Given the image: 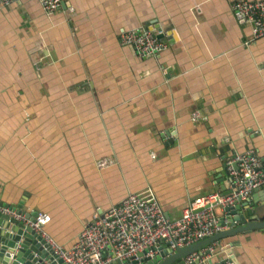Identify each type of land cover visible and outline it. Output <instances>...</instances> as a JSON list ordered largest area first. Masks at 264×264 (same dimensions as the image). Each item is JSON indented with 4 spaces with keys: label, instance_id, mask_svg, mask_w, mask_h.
<instances>
[{
    "label": "crops",
    "instance_id": "obj_1",
    "mask_svg": "<svg viewBox=\"0 0 264 264\" xmlns=\"http://www.w3.org/2000/svg\"><path fill=\"white\" fill-rule=\"evenodd\" d=\"M62 1L52 14L37 0L0 7V201L49 213L47 232L71 248L129 193L153 189L174 221L231 189L228 158L264 160V38L246 44L237 0ZM122 28L175 39L142 58L120 45ZM253 198L264 214V186ZM213 245L211 264H264V230Z\"/></svg>",
    "mask_w": 264,
    "mask_h": 264
},
{
    "label": "built area",
    "instance_id": "obj_2",
    "mask_svg": "<svg viewBox=\"0 0 264 264\" xmlns=\"http://www.w3.org/2000/svg\"><path fill=\"white\" fill-rule=\"evenodd\" d=\"M21 0H0V7H9ZM47 14L61 8L62 0H37ZM235 15L245 24L252 26L251 38L246 44H254L264 38V0H237L232 7ZM73 11V8H69ZM164 32L154 29H126L119 32V43L133 49L142 58L158 57L169 48V39H161ZM193 121L200 119L192 113ZM114 159L97 162L100 169L114 166ZM231 192L198 197L190 202L180 218L171 221L153 189L129 193L120 203L104 212L95 213L71 248H64L47 232L51 215L38 212L34 219L27 212L0 201V214L15 219L39 234L54 252L56 260L65 264H114L115 261H136L143 264L145 257L155 258L164 245L174 251L194 245L206 238L230 228L223 224L217 209L236 205L264 186L263 159L255 150L236 153L225 162ZM215 246H207L184 258L185 264H211ZM146 253L145 255H143ZM222 264H233L228 261Z\"/></svg>",
    "mask_w": 264,
    "mask_h": 264
},
{
    "label": "water",
    "instance_id": "obj_3",
    "mask_svg": "<svg viewBox=\"0 0 264 264\" xmlns=\"http://www.w3.org/2000/svg\"><path fill=\"white\" fill-rule=\"evenodd\" d=\"M161 39H169L172 42L175 39V33L172 29L159 35ZM167 136L168 133H165ZM165 135V136H166ZM167 144H172L171 139ZM264 163V160H263ZM227 186L230 187V181L224 179ZM255 190L254 193L258 192ZM230 190L222 187L223 194H229ZM255 198L245 201H239L236 205L225 209L226 216L220 219V223L228 221L230 228L217 233L214 236L206 238L194 245L174 251L164 245L160 248V254L155 258H143V264H181L184 258L192 252L199 251L202 248L213 244H220L224 239L235 237L251 231L264 230V214L260 207L255 205ZM18 210L22 211L21 205ZM37 213H27V217L34 219ZM234 243L223 245V251L230 250ZM144 253L143 255H145ZM235 262V258L229 255L223 263ZM192 263V264H196ZM0 264H65L62 260H56L54 252L44 242L42 237L32 228H25L23 224L15 219L0 214ZM114 264H138L136 261H115Z\"/></svg>",
    "mask_w": 264,
    "mask_h": 264
}]
</instances>
